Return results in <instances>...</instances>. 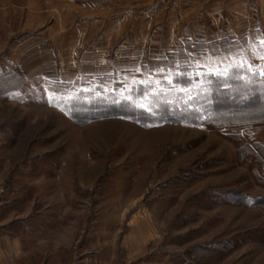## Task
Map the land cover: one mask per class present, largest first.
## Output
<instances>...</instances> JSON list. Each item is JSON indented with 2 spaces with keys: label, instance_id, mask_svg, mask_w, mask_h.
<instances>
[{
  "label": "rangeland",
  "instance_id": "374dc122",
  "mask_svg": "<svg viewBox=\"0 0 264 264\" xmlns=\"http://www.w3.org/2000/svg\"><path fill=\"white\" fill-rule=\"evenodd\" d=\"M4 74L0 206L32 219V264H81L109 219L113 264H264V104H243L264 98V0H0ZM93 100L177 116L72 117Z\"/></svg>",
  "mask_w": 264,
  "mask_h": 264
},
{
  "label": "crops",
  "instance_id": "0c3cea01",
  "mask_svg": "<svg viewBox=\"0 0 264 264\" xmlns=\"http://www.w3.org/2000/svg\"><path fill=\"white\" fill-rule=\"evenodd\" d=\"M6 138L9 139V137ZM2 142L6 141L4 140ZM4 192L10 193L11 191L9 192V190L7 189ZM31 198L32 190H28V192H26L25 194V197L19 198L17 207L23 210L26 203H28ZM4 201L9 204L8 199H4ZM6 208L3 210L0 206V212L1 210H3L0 213V264H32L30 260L25 257V240L26 236H28L31 232L30 229L32 228V219L30 218V216H27L25 218H19L20 216H18L14 217L13 220L10 216H8V214L13 212L16 207L8 205ZM114 223L115 220L109 219L107 220V222L105 221L104 224H99L100 226L98 227V229L93 232V239L98 244L96 246L100 247V251H98L97 248L91 251H86L84 249L81 253L82 256L80 257L79 261L81 264H113L111 262L110 256H112L113 252L115 251H113V248L111 247L107 249L106 247L108 245H114L113 240L115 238V233L112 230ZM144 223L149 226L148 222ZM149 232L150 231H147L145 229H139L136 230V232L131 231L129 233V237L124 235V238L122 239V246L125 247L126 245L125 249L129 250V255L136 256L140 254L143 249H145L144 244L146 243V241L149 242V240L151 239V234ZM126 238L131 240L129 242V247L125 243ZM141 238L143 240H141ZM102 248L104 249L105 253L102 252ZM103 254L107 256L103 257ZM187 263V260H185L184 263L181 262V264ZM132 264H163L161 263V248L154 249L148 256L141 257L138 260H135V262H133Z\"/></svg>",
  "mask_w": 264,
  "mask_h": 264
},
{
  "label": "trees",
  "instance_id": "16d2710c",
  "mask_svg": "<svg viewBox=\"0 0 264 264\" xmlns=\"http://www.w3.org/2000/svg\"><path fill=\"white\" fill-rule=\"evenodd\" d=\"M201 45H197L194 48L196 50H198L199 53H201L205 48V46H210L212 45V42H204V41H200ZM192 43V42H190ZM192 45V44H191ZM190 45V46H191ZM10 78V74L9 76L7 75H3L1 82V85L7 84V81L5 80L6 78ZM261 85L262 81L260 82ZM4 87V91H5V86ZM11 87V86H10ZM10 87H8V89H10ZM217 96H220L219 94H216ZM258 96H252L250 98H247L243 104H248L251 101H255V100H261L260 102L264 104V98L259 95L256 94ZM84 96V95H83ZM216 96V97H217ZM259 96H261L260 98H258ZM76 98H79L76 97ZM77 101V100H76ZM79 101V100H78ZM84 102V101H83ZM217 98L215 101V107L218 106L220 103L219 101L217 102ZM81 102H73V104H71V108H69V112L72 115V117H77V118H81V119H90V118H97V117H104L107 115H116V114H120L122 116H125L126 118H133L135 120L140 121V123L144 124V125H148V124H153V123H161V120H163V117L165 120L170 121L171 118H175L177 116L176 113H172V116H161V110H156L158 111L157 114L153 113L154 111H148V110H144V109H139L135 106H133V104L129 103V102H119L118 104H116L114 101L112 102H100L99 104H97V102H95L94 100L91 102H85L84 104H80ZM74 107V108H73ZM264 110V107H263ZM114 111V112H113ZM132 113L134 114V116L132 115ZM92 115V116H90ZM165 115V113H164ZM180 115V114H179ZM257 120H261L264 121V118L262 119H257ZM245 122H255V120H248Z\"/></svg>",
  "mask_w": 264,
  "mask_h": 264
},
{
  "label": "snow or ice",
  "instance_id": "6c2138e0",
  "mask_svg": "<svg viewBox=\"0 0 264 264\" xmlns=\"http://www.w3.org/2000/svg\"><path fill=\"white\" fill-rule=\"evenodd\" d=\"M249 68H251V66L249 65Z\"/></svg>",
  "mask_w": 264,
  "mask_h": 264
}]
</instances>
